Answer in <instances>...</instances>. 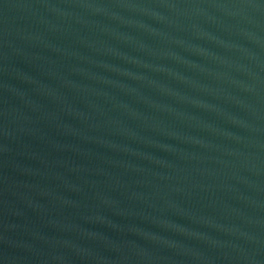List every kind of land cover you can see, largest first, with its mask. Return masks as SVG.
<instances>
[{
  "label": "water",
  "instance_id": "95a60500",
  "mask_svg": "<svg viewBox=\"0 0 264 264\" xmlns=\"http://www.w3.org/2000/svg\"><path fill=\"white\" fill-rule=\"evenodd\" d=\"M0 264H264V0H0Z\"/></svg>",
  "mask_w": 264,
  "mask_h": 264
}]
</instances>
